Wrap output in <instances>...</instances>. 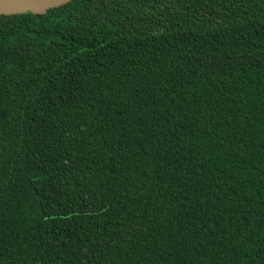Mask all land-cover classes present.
Instances as JSON below:
<instances>
[{
	"label": "trees",
	"instance_id": "16d2710c",
	"mask_svg": "<svg viewBox=\"0 0 264 264\" xmlns=\"http://www.w3.org/2000/svg\"><path fill=\"white\" fill-rule=\"evenodd\" d=\"M0 264H264V0L0 15Z\"/></svg>",
	"mask_w": 264,
	"mask_h": 264
},
{
	"label": "water",
	"instance_id": "95a60500",
	"mask_svg": "<svg viewBox=\"0 0 264 264\" xmlns=\"http://www.w3.org/2000/svg\"><path fill=\"white\" fill-rule=\"evenodd\" d=\"M72 0H0V15L44 14Z\"/></svg>",
	"mask_w": 264,
	"mask_h": 264
}]
</instances>
